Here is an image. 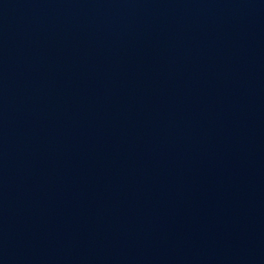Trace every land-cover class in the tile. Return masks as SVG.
Listing matches in <instances>:
<instances>
[{"label": "water", "instance_id": "95a60500", "mask_svg": "<svg viewBox=\"0 0 264 264\" xmlns=\"http://www.w3.org/2000/svg\"><path fill=\"white\" fill-rule=\"evenodd\" d=\"M0 264H264V0H0Z\"/></svg>", "mask_w": 264, "mask_h": 264}]
</instances>
